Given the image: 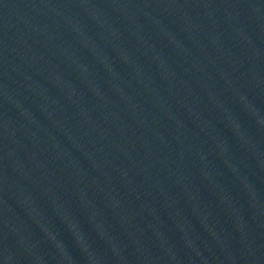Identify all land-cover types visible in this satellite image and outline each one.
<instances>
[{
	"label": "water",
	"instance_id": "95a60500",
	"mask_svg": "<svg viewBox=\"0 0 264 264\" xmlns=\"http://www.w3.org/2000/svg\"><path fill=\"white\" fill-rule=\"evenodd\" d=\"M0 264H264V0H0Z\"/></svg>",
	"mask_w": 264,
	"mask_h": 264
}]
</instances>
